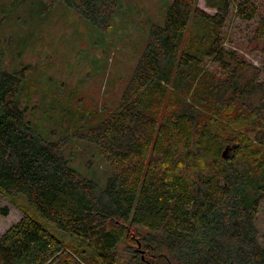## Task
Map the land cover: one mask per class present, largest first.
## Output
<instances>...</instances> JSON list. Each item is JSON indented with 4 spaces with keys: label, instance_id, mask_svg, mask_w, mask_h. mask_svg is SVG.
Here are the masks:
<instances>
[{
    "label": "trees",
    "instance_id": "obj_1",
    "mask_svg": "<svg viewBox=\"0 0 264 264\" xmlns=\"http://www.w3.org/2000/svg\"><path fill=\"white\" fill-rule=\"evenodd\" d=\"M40 2L45 11L64 3L105 33L121 5ZM206 5L216 11L171 1L117 108L78 134L108 162L104 184L69 164L67 139L35 130L18 104L29 68L6 70L0 49V190L79 238L62 239L24 210L0 235V264H264L262 69L223 45L230 0ZM234 8L246 22L259 15L253 0ZM249 43L264 64V14Z\"/></svg>",
    "mask_w": 264,
    "mask_h": 264
},
{
    "label": "rangeland",
    "instance_id": "obj_2",
    "mask_svg": "<svg viewBox=\"0 0 264 264\" xmlns=\"http://www.w3.org/2000/svg\"><path fill=\"white\" fill-rule=\"evenodd\" d=\"M171 1L121 0L112 30L105 33L61 2L45 11L40 0H0L4 68L8 71L29 68L19 106L26 109V118L44 138L67 139L64 152L69 164L99 184H104L110 166L99 148L78 134L83 135L117 108L144 48L150 25L164 23ZM196 1L209 13L216 11L206 5V0ZM238 1L230 0L229 13L221 28L223 45L261 67L260 78L264 80L262 55L249 43L259 15L264 14V0H253L259 15L251 22L235 14L234 5ZM204 64L217 72L210 58ZM24 210L62 239L69 235L79 241L41 216L23 195L11 196L1 190L0 235ZM256 226L259 239L264 242V201Z\"/></svg>",
    "mask_w": 264,
    "mask_h": 264
},
{
    "label": "water",
    "instance_id": "obj_3",
    "mask_svg": "<svg viewBox=\"0 0 264 264\" xmlns=\"http://www.w3.org/2000/svg\"><path fill=\"white\" fill-rule=\"evenodd\" d=\"M166 264H172L171 262H167Z\"/></svg>",
    "mask_w": 264,
    "mask_h": 264
}]
</instances>
